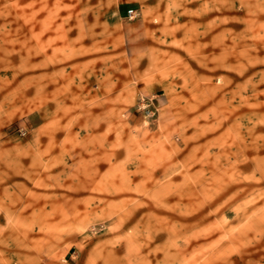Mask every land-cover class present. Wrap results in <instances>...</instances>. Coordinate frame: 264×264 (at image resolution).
I'll list each match as a JSON object with an SVG mask.
<instances>
[{
    "label": "rangeland",
    "instance_id": "obj_1",
    "mask_svg": "<svg viewBox=\"0 0 264 264\" xmlns=\"http://www.w3.org/2000/svg\"><path fill=\"white\" fill-rule=\"evenodd\" d=\"M0 264H264V0H0Z\"/></svg>",
    "mask_w": 264,
    "mask_h": 264
},
{
    "label": "built area",
    "instance_id": "obj_2",
    "mask_svg": "<svg viewBox=\"0 0 264 264\" xmlns=\"http://www.w3.org/2000/svg\"><path fill=\"white\" fill-rule=\"evenodd\" d=\"M127 14L129 17H133L134 16V10L133 9L128 10Z\"/></svg>",
    "mask_w": 264,
    "mask_h": 264
}]
</instances>
